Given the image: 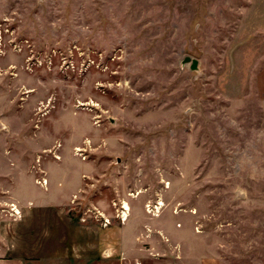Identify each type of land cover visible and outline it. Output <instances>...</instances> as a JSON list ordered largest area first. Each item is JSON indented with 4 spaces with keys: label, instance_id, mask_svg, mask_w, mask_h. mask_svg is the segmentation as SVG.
<instances>
[{
    "label": "rangeland",
    "instance_id": "1",
    "mask_svg": "<svg viewBox=\"0 0 264 264\" xmlns=\"http://www.w3.org/2000/svg\"><path fill=\"white\" fill-rule=\"evenodd\" d=\"M1 248L264 264V0H0Z\"/></svg>",
    "mask_w": 264,
    "mask_h": 264
},
{
    "label": "crops",
    "instance_id": "2",
    "mask_svg": "<svg viewBox=\"0 0 264 264\" xmlns=\"http://www.w3.org/2000/svg\"><path fill=\"white\" fill-rule=\"evenodd\" d=\"M3 248L0 249V252ZM0 264H26L22 259L8 256L7 254H0Z\"/></svg>",
    "mask_w": 264,
    "mask_h": 264
},
{
    "label": "water",
    "instance_id": "3",
    "mask_svg": "<svg viewBox=\"0 0 264 264\" xmlns=\"http://www.w3.org/2000/svg\"><path fill=\"white\" fill-rule=\"evenodd\" d=\"M198 60L194 57H191L189 55H186L182 58L181 64L185 65L187 64L190 70H198ZM118 161V158H117Z\"/></svg>",
    "mask_w": 264,
    "mask_h": 264
}]
</instances>
